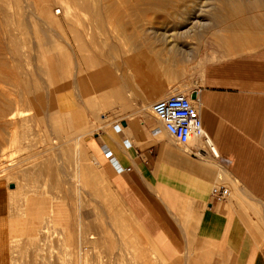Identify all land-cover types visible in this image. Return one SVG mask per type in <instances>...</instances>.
Segmentation results:
<instances>
[{
  "label": "rangeland",
  "instance_id": "rangeland-1",
  "mask_svg": "<svg viewBox=\"0 0 264 264\" xmlns=\"http://www.w3.org/2000/svg\"><path fill=\"white\" fill-rule=\"evenodd\" d=\"M88 1H92L88 8L70 2L71 15L64 13L58 0H20V9L12 4L5 11L0 6V186L6 191V213L0 233L4 232L7 238L4 264H166L147 236L140 232L142 238H135L131 229L132 226L138 229V223L128 215V212L134 216L136 213L132 195L127 191L130 187L141 189L139 194L145 197L147 188L139 179L117 175L100 159L103 164L100 168L108 180L105 179L87 149L97 134L124 120L119 102L108 105L117 87H107V75L114 79L125 77L132 83L136 78H144L139 84L141 89L157 90L144 94L149 95L145 98L151 115L150 108L155 102L178 91L189 93L202 77L201 66L207 62L219 58L238 60L264 49L263 46L250 53L229 56L217 45V38L210 31L217 34L219 31L207 27L218 24L223 13L217 6L218 0H170L172 7L165 8L167 11H135L120 6L109 14L100 0ZM44 4L51 5L49 17L41 10ZM72 15L76 16L73 21ZM50 18L55 21L48 22ZM170 42H175V47ZM167 43L174 49L191 52H183L184 55L181 52L175 60L168 53L172 46ZM139 47L151 56L160 55L157 62L150 61L149 56L141 58L132 53L130 48ZM91 57L98 59L99 64L105 63L106 73L102 74L100 67L92 68ZM60 60L65 70L60 68ZM155 64L156 71L147 70ZM98 75L103 84L95 79ZM102 94L107 99H102ZM122 101L130 109L137 110L142 105L133 93L124 94ZM12 111L13 117L16 115L14 119ZM151 121L155 127H161L157 120ZM75 122L86 123L88 131L82 136L78 131L69 133L70 123ZM77 149L85 150H79L84 153L82 159ZM87 152L94 158L96 167L89 164ZM92 168L102 172V177L99 176L103 182L90 181ZM80 170L84 175L87 173V179L78 177ZM13 183L16 188L10 189ZM217 183L231 188V198L234 197L228 182L220 179ZM167 200L176 201L173 196ZM257 208L258 214L254 216L261 219L264 205ZM179 214L176 211L175 217ZM168 216L171 219L172 214ZM79 222L85 229L82 236L88 260L81 258L80 246L72 245L73 239L81 237ZM136 239L140 241L138 244H134Z\"/></svg>",
  "mask_w": 264,
  "mask_h": 264
},
{
  "label": "crops",
  "instance_id": "crops-1",
  "mask_svg": "<svg viewBox=\"0 0 264 264\" xmlns=\"http://www.w3.org/2000/svg\"><path fill=\"white\" fill-rule=\"evenodd\" d=\"M236 13L227 12L218 24L207 27L219 31L211 34L229 56L264 46V16ZM223 20L231 27L222 26ZM200 72L202 77L189 92H197L205 137L180 145L161 124L155 127L148 119L149 102L140 95L157 90L141 89L144 78L132 83L117 76V82L107 87H117L119 96L108 105L119 102L124 120L116 122L121 124L119 131L114 125L88 140V149L99 168L101 159L117 175L139 179L147 188L145 197L140 196L141 189L127 191L137 218L131 212L128 215L138 223V229H131L138 230L139 238L141 233L147 236L166 264H264V213L261 219L254 216L257 207L264 205V49L238 60L207 62ZM126 93L140 100L139 109H130L122 101ZM220 179L230 184L234 197L230 188L228 199L215 202L210 192ZM5 194L0 186V230ZM172 196L175 202L167 200ZM176 211L181 214L175 217ZM6 240L1 232L0 264L6 259Z\"/></svg>",
  "mask_w": 264,
  "mask_h": 264
},
{
  "label": "bare ground",
  "instance_id": "bare-ground-1",
  "mask_svg": "<svg viewBox=\"0 0 264 264\" xmlns=\"http://www.w3.org/2000/svg\"><path fill=\"white\" fill-rule=\"evenodd\" d=\"M38 2H40V1H38ZM52 2V1H51ZM70 2H72V3H74V5H78V6H84V7H86V8H88L90 5H91V2H89L88 0H58V4H60L61 5V8H63V11H64V13L66 14V15H71V13L70 12H73V11H71L72 9H71V6H70ZM97 2H99V1H95V3H97ZM181 2V1H180ZM215 2V1H214ZM26 3V2H25ZM35 4H36V2H34ZM33 3V4H34ZM43 3H45V2H43ZM94 3V4H95ZM99 3H101L100 5L101 6H103L105 9H106V11L108 12L107 14H109V12L110 13H112V12H115V10L117 9V8H119L120 6H125V7H127V8H130V9H133V10H135V11H141V10H143V9H146V10H150V9H158V11H159V9H161L160 11H162V9H167L169 6H170V8L172 7L171 6V4H170V0H100V2ZM213 3V2H212ZM12 4H15L16 5V7L18 8L19 7V9L22 7L21 5H20V0H0V6L4 9V11L5 10H7L8 8H10V6H12ZM191 4V3H190ZM189 4V5H190ZM217 6H219L221 9H220V11H222L223 13H226V12H234L233 14H235L236 12L237 13H239V14H241L240 12H245L246 10H248V9H250V11H256V13H260L261 14V11H263L264 12V0H254V1H250L249 0V2H247L246 0L244 1V0H218V2H217ZM194 5V4H193ZM195 5H198V4H196V2H195ZM194 5V6H195ZM21 6V7H20ZM95 6V5H94ZM176 6V5H175ZM202 7V6H201ZM200 7V8H201ZM91 8V7H90ZM199 8V9H200ZM203 8V7H202ZM18 9V10H19ZM165 9V10H166ZM196 9V8H195ZM38 10V9H37ZM41 10H44L45 12L44 13H46L47 15H48V17L51 15V13H52V10H51V5H49V4H44V6L41 8ZM41 10H39V12L41 11ZM93 10V9H92ZM132 10V11H133ZM168 10V9H167ZM166 10V11H167ZM205 10V9H204ZM31 12V11H30ZM38 12V11H37ZM38 12V13H39ZM43 12V11H42ZM262 12V13H263ZM57 14H59V13H61V11H57L56 12ZM187 13V12H186ZM193 13H194V11H193ZM203 13V12H202ZM221 14V15H223L224 16V14ZM230 13V14H231ZM236 13V15L237 16H239L238 14ZM233 14H231V15H233ZM98 15V14H97ZM102 15V14H101ZM189 15H191V14H189ZM198 15H199V13H198ZM226 15V14H225ZM245 15V14H244ZM256 15H258V14H256ZM110 16V15H109ZM108 16V17H109ZM245 16H247V13H246V15ZM248 16H249V14H248ZM253 16V15H252ZM259 16V15H258ZM261 16V15H260ZM259 16V17H260ZM263 16H264V14H263ZM73 17H76L75 15H72V17L70 16V18H72V21L74 20L73 19ZM106 17V16H105ZM177 17H179V15L177 16ZM190 17H192V16H190ZM216 17V16H215ZM240 17H243L242 15L240 16ZM255 17H257V16H254V18ZM188 18V17H187ZM194 18V17H193ZM197 18H199V16L197 17ZM196 18V19H197ZM238 18V17H237ZM262 18V17H261ZM67 19V18H66ZM114 19V18H113ZM113 19H112V21H113ZM239 19H241V18H239ZM256 19V18H255ZM219 20V19H218ZM236 20V19H235ZM257 20V19H256ZM259 20V19H258ZM40 21V20H39ZM42 21V20H41ZM53 21H55L54 19H49L48 20V22H50V23H52ZM182 21V20H181ZM261 21V20H260ZM163 22V21H162ZM178 22H180V21H178ZM188 22H190V21H188ZM201 22V21H200ZM218 22V21H217ZM222 23V26H224L225 28H229V27H231L230 25L232 24H230L229 22H226V20H223V21H221ZM226 22V23H225ZM259 22V21H258ZM257 22V24H259ZM79 23V22H78ZM165 23V22H164ZM193 23V22H192ZM196 23H198V22H196ZM203 23V22H202ZM201 23V24H202ZM208 23V22H207ZM225 23V24H224ZM45 24V23H44ZM43 24V25H44ZM200 23H198V25H199ZM200 24V25H201ZM204 24V23H203ZM210 24V23H209ZM235 24H236V22H235ZM46 25V24H45ZM242 25V24H241ZM247 25H248V23H247ZM261 25H262V23H261ZM192 26V25H191ZM203 26V25H202ZM202 26H200V27H202ZM249 26V25H248ZM251 26V25H250ZM249 26V27H250ZM263 26V25H262ZM16 27V26H15ZM196 27H197V25H196ZM199 27V26H198ZM234 27V26H233ZM252 27V26H251ZM260 28V27H259ZM190 29V28H189ZM233 29V28H232ZM236 29V28H235ZM235 29H234V32H235ZM261 29V28H260ZM16 30V29H15ZM199 30V29H198ZM223 30V29H222ZM237 30H239L238 28H237ZM243 30H245L244 28L242 29V31ZM248 30V32H249V29H246V31ZM252 30V29H251ZM264 30V29H263ZM11 31V30H10ZM193 31V30H192ZM224 31V30H223ZM232 31V30H231ZM240 31H241V29H240ZM189 32H190V30H189ZM195 32V31H194ZM225 32V31H224ZM254 32H255V30H254ZM161 33V32H160ZM173 34L175 33V32H172ZM210 33H211V31H210ZM238 33V32H237ZM241 33V32H240ZM244 33V32H243ZM264 33V32H263ZM262 33V34H263ZM155 34V33H154ZM163 34V33H162ZM167 34V32L165 33V35ZM180 34V33H179ZM178 34V35H179ZM228 34V33H227ZM226 34V35H227ZM242 34V33H241ZM6 35V34H5ZM76 36H77V34H75ZM168 35H169V33H168ZM171 35V34H170ZM170 35H169V38H173V40H174V37L172 36V37H170ZM177 34H176V36H178ZM183 35V34H182ZM233 35V34H232ZM260 35V34H259ZM264 35V34H263ZM175 36V35H174ZM189 36V35H188ZM238 36V35H237ZM10 37V36H9ZM159 37V36H158ZM234 37V36H233ZM239 37V36H238ZM246 37H247V35H246ZM164 38H166V42H167V39H168V37L167 36H165ZM178 38H180V37H178ZM251 38H253V35H252V37ZM257 38H259V37H257ZM14 39V38H13ZM247 39V38H246ZM245 39V40H246ZM170 40H172V39H170ZM169 40V41H170ZM175 40H176V38H175ZM225 40H227L226 38H225ZM235 40V39H234ZM201 41V40H200ZM229 41V40H228ZM242 41V40H241ZM249 41V40H248ZM255 41V40H254ZM18 42V41H17ZM165 42V41H164ZM172 42V41H171ZM170 42V43H171ZM176 42V41H175ZM174 42V43H175ZM219 42V41H218ZM264 42V41H263ZM169 43V42H168ZM167 43V44H168ZM174 43H171L172 45L174 44ZM243 43V42H242ZM256 43V42H255ZM171 44H168L169 45V47H170V45ZM176 44V43H175ZM222 44V43H221ZM247 44V43H246ZM248 44H249V42H248ZM260 44V43H259ZM264 44V43H263ZM171 45V46H172ZM182 45V44H181ZM242 45V44H241ZM251 45V44H250ZM174 46V45H173ZM173 46L172 47H170V48H168L169 49V54H170V56H172L174 59H175V57H177V55H179V53H181L182 52V50H177V49H174L173 48ZM197 46V45H196ZM195 46V47H196ZM227 46H229L228 45V43H227ZM227 46H225V47H227ZM231 46V45H230ZM234 46V45H233ZM134 47V46H133ZM175 47V46H174ZM190 47V46H189ZM192 47V46H191ZM198 47V46H197ZM242 47V46H241ZM253 47V46H252ZM251 48V47H250ZM249 48V49H250ZM72 49V48H71ZM131 50H132V53H134L135 55H138V56H142L141 58H143V56H149V59H151V60H155L156 62H157V60H158V56H160V55H153V56H151V55H149L147 52H146V49L144 50V49H142V48H136V49H132V48H130ZM128 50V49H127ZM59 51V50H58ZM129 51V50H128ZM246 51H248V49L246 50ZM252 51V50H251ZM17 52V51H16ZM183 52H184V54L185 53H187L188 54V52H191V50L190 51H188V52H186L185 50H183ZM183 52H182V54H183ZM245 52V51H244ZM130 53V52H129ZM168 53H166V54H168ZM183 54V55H184ZM97 55V54H96ZM95 55V56H96ZM181 56V55H180ZM187 56V55H186ZM189 56V55H188ZM99 57V56H98ZM183 58V57H182ZM181 58V59H182ZM169 59V58H168ZM145 60V59H144ZM148 60V59H147ZM176 60V59H175ZM183 60V59H182ZM174 61V60H173ZM60 62H61V64H60V68H62V69H64V66H63V62H62V60H60ZM193 62V61H192ZM175 64V63H174ZM90 65L92 66V68H101V70H102V74H103V72L105 71V73H106V69H105V63L103 64V63H101V64H99V60L98 59H96V58H92L91 57V59H90ZM144 65V64H143ZM189 65V64H188ZM146 67V66H145ZM156 64H155V66H148L147 67V70L149 69V70H151L152 69V71L153 70H155L156 71ZM99 68V69H100ZM103 68V69H102ZM65 70V69H64ZM78 70V69H77ZM108 72V71H107ZM66 74V73H65ZM101 76V75H100ZM95 77V76H94ZM71 78V77H70ZM97 78L99 79V80H97ZM98 82H99V84H103V79H102V77H100L99 78V75H98V77H96L95 78ZM114 78H110V77H108V75H107V78H106V82H107V85H112L113 84V82H117V79H114ZM156 90V89H155ZM68 92V91H67ZM69 94H70V92H69ZM71 96H72V94H70ZM76 95V94H75ZM24 96V95H23ZM61 96V95H60ZM119 96V94L116 92V94L114 95V96H111V102H112V99H115V98H117ZM144 96V95H143ZM147 96H149L148 94L147 95H145L144 97H147ZM27 97V96H26ZM67 97V96H66ZM103 97V98H102ZM108 97V96H107ZM107 97H106V95H103L102 94V96H101V98L102 99H104V98H106L107 99ZM156 97V96H155ZM25 98V97H24ZM62 98V97H61ZM64 98V97H63ZM70 98L71 97H69L67 100H69L70 101V105H71V100H70ZM28 100V99H27ZM61 100V99H60ZM66 100V101H67ZM105 100V99H104ZM64 101V100H63ZM110 102V103H111ZM112 104V103H111ZM153 105V104H152ZM59 106V105H58ZM152 107V106H151ZM150 110H151V108H150ZM19 112V111H18ZM25 112V111H24ZM23 113V112H22ZM15 113L12 111L11 112V117L14 119V117L16 116H14L13 117V115H14ZM24 115V114H23ZM23 115H21V116H23ZM25 117V116H24ZM150 117H151V119L153 118V119H155V120H157V118L153 115V113H152V111H151V115H150ZM8 118H10V115L8 116ZM148 119H150V118H148ZM151 119H150V121H151ZM158 121V120H157ZM152 122V121H151ZM161 125H162V123L160 122V121H158ZM86 123H80V122H75V123H70V125H69V127H68V132L69 133H74L75 131L77 132H82V133H79V135L80 136H82L81 134H83L84 132L86 133L88 130V126L87 125H85ZM162 127H163V125H162ZM62 129H63V127H62ZM163 129L165 130V128L163 127ZM66 130V131H67ZM166 131V130H165ZM167 132V131H166ZM167 133H169V132H167ZM77 134V133H76ZM83 137H84V135H83ZM82 137V138H83ZM77 139V138H76ZM78 140V139H77ZM81 140V139H80ZM82 141V140H81ZM78 142V141H77ZM81 143V142H80ZM79 143V144H80ZM211 144V143H210ZM88 149V148H87ZM78 150V157L79 158H81L80 156L83 154L84 155V151H83V149H77ZM79 150H82L83 152H82V154H81V152L79 151ZM77 153V152H76ZM87 155L89 156V159H88V161H90L89 162V164H91L92 165V167L93 166H97L96 165V163H93V161H94V158H93V160L91 159L92 157H91V154H89L88 152H87ZM77 156V155H76ZM78 157H77V161H78ZM83 158H84V156H83ZM82 159V158H81ZM86 159V158H85ZM96 162V161H95ZM88 163V162H87ZM88 166H90V165H88ZM81 167V166H80ZM91 167V166H90ZM81 169V168H80ZM91 169V168H90ZM100 169V168H99ZM83 170H84V168H83ZM97 170H98V168H97ZM81 171V170H80ZM79 171V172H80ZM84 172H85V170H84ZM84 172H80L79 173V175H78V177H82V178H86L88 175H87V173L84 175ZM91 172V175H89L90 177H91V179H90V181L92 182V180L94 181V180H97V181H102L103 182V179L101 178L102 177V172H99V171H97L96 172V170H94L93 168H92V170L90 171ZM41 173H45V172H42L41 171ZM89 173V172H88ZM99 174L101 175V177L99 176ZM104 175V174H103ZM89 177V178H90ZM106 177V176H105ZM87 179V178H86ZM106 179V178H105ZM104 179V180H105ZM87 181V180H86ZM14 184V183H13ZM105 185V184H104ZM108 185V184H107ZM92 186V185H91ZM109 186V185H108ZM16 188V187H15ZM92 188H94V187H92ZM96 188V187H95ZM94 188V189H95ZM110 188V187H109ZM93 189V190H94ZM96 190H99V186H97V188H96ZM101 191V190H100ZM107 192V191H106ZM94 193H96L97 194V192H94ZM113 194V193H112ZM99 195H100V193H99ZM106 195V194H105ZM108 195V194H107ZM97 196V195H96ZM122 209V208H121ZM79 210H80V208H79ZM122 213V212H121ZM129 214V213H128ZM131 217V216H130ZM131 220H132V218H131ZM80 221H82V220H80ZM129 222V221H128ZM132 222V221H131ZM75 223H76V221H75ZM80 223L81 222H79V226H80ZM129 224V223H128ZM131 224H133V223H131ZM85 225V224H84ZM136 225V224H135ZM82 226H83V224H82ZM118 226V225H117ZM124 227V226H123ZM130 227V226H129ZM133 227V226H132ZM135 227V226H134ZM133 227V228H134ZM82 228V229H81ZM84 227H81L80 226V229H81V232H79V234L81 235V237L79 236L77 239H73V241H72V245L73 246H75L76 244V246H80V252H79V254H80V256H81V258L83 259V260H86L87 259V257H88V252L86 251V245L84 244V236H82V230L84 231L85 229H83ZM86 228V227H85ZM120 228V227H119ZM125 228V227H124ZM75 230H76V228H74ZM129 229V228H128ZM134 229H136V228H134ZM80 231V230H79ZM131 231V230H130ZM133 231V236H135V238H136V236L138 237V234L136 233V231H138V230H136L135 232H134V230H132ZM73 235V234H72ZM75 235V234H74ZM125 236V235H124ZM132 236V237H133ZM139 238V237H138ZM44 239V238H43ZM130 239V238H129ZM140 239V238H139ZM92 240V239H91ZM131 241H133L132 240V238H131ZM130 241V242H131ZM140 242L139 240H137L136 239V241L135 242ZM86 242V241H85ZM112 242V241H111ZM126 242V241H125ZM129 242V241H128ZM134 242V241H133ZM133 242H132V244H133ZM138 242L137 243H134V244H138ZM83 244H84V246H83ZM38 252V251H37ZM87 252V253H86ZM42 253V252H41ZM47 255V254H46ZM46 257V256H45ZM82 260V261H83ZM88 260V259H87ZM50 261V260H49ZM146 261V260H145ZM15 263V262H14Z\"/></svg>",
  "mask_w": 264,
  "mask_h": 264
},
{
  "label": "built area",
  "instance_id": "built-area-1",
  "mask_svg": "<svg viewBox=\"0 0 264 264\" xmlns=\"http://www.w3.org/2000/svg\"><path fill=\"white\" fill-rule=\"evenodd\" d=\"M151 111L165 130L182 146L189 145L196 138L205 137L197 98L193 100L191 92H177L161 99L152 105ZM119 125L121 124H115L116 131L120 129ZM230 194V189L222 184L214 185L210 192L215 202L225 201Z\"/></svg>",
  "mask_w": 264,
  "mask_h": 264
},
{
  "label": "water",
  "instance_id": "water-1",
  "mask_svg": "<svg viewBox=\"0 0 264 264\" xmlns=\"http://www.w3.org/2000/svg\"><path fill=\"white\" fill-rule=\"evenodd\" d=\"M191 98L193 100H195L197 98V92L196 91H192L191 92ZM15 185L14 184H10V188L14 189Z\"/></svg>",
  "mask_w": 264,
  "mask_h": 264
}]
</instances>
